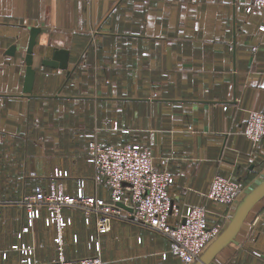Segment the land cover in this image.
<instances>
[{"label": "crops", "instance_id": "crops-1", "mask_svg": "<svg viewBox=\"0 0 264 264\" xmlns=\"http://www.w3.org/2000/svg\"><path fill=\"white\" fill-rule=\"evenodd\" d=\"M252 2L0 0V264L27 255L183 264L169 238L137 223L113 219L100 233L77 207L42 206L30 219L24 200L37 185L110 199L94 181V138L150 149L173 177L172 223L205 205L210 224L228 226L236 206L207 197L213 175L240 183L238 202L264 181V138L254 144L245 134L249 111H264V10ZM31 27L40 31L28 93ZM57 49L69 51L68 68L42 64ZM211 263L264 264V195Z\"/></svg>", "mask_w": 264, "mask_h": 264}, {"label": "built area", "instance_id": "built-area-1", "mask_svg": "<svg viewBox=\"0 0 264 264\" xmlns=\"http://www.w3.org/2000/svg\"><path fill=\"white\" fill-rule=\"evenodd\" d=\"M251 8L264 10V0H253ZM260 28L264 31V25ZM245 134L254 144L264 138V111H249ZM88 147L95 168L94 181L109 187L110 199L86 193L83 187L70 195L61 183H53L49 191L37 185L34 194L24 200L30 219L42 206L54 210L77 207L86 215L95 216L100 233L110 230L113 219L137 223L169 238L170 252L183 264H194L223 231L222 225L210 224L205 205H192L178 223L170 221L171 215L178 213L169 194L173 177L169 171L154 166L148 147L131 142L106 144L96 138ZM241 193L242 187L236 179L216 174L211 178L207 197L215 203L235 207ZM19 264H106V261L93 255L44 262L27 255Z\"/></svg>", "mask_w": 264, "mask_h": 264}, {"label": "water", "instance_id": "water-1", "mask_svg": "<svg viewBox=\"0 0 264 264\" xmlns=\"http://www.w3.org/2000/svg\"><path fill=\"white\" fill-rule=\"evenodd\" d=\"M39 27L30 28V39L26 53V74L24 79V91L31 93L36 76V69L33 66V51L36 44V37L39 33ZM15 49L13 45L10 48L12 52ZM42 64L46 66L66 69L69 65V51L67 49H57L51 59H43ZM264 195V181L253 188L244 198L237 203L235 213L228 226L219 234V236L207 247L194 264H211L216 254L229 242L234 241V237L241 227L245 217L254 203Z\"/></svg>", "mask_w": 264, "mask_h": 264}, {"label": "rangeland", "instance_id": "rangeland-1", "mask_svg": "<svg viewBox=\"0 0 264 264\" xmlns=\"http://www.w3.org/2000/svg\"><path fill=\"white\" fill-rule=\"evenodd\" d=\"M140 79H142L144 81V83H147V77H140ZM140 94H143L142 92H140ZM100 141V140H99ZM102 142V141H101ZM132 143V142H131Z\"/></svg>", "mask_w": 264, "mask_h": 264}]
</instances>
